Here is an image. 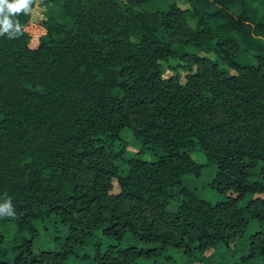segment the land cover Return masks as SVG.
Segmentation results:
<instances>
[{
	"label": "trees",
	"instance_id": "16d2710c",
	"mask_svg": "<svg viewBox=\"0 0 264 264\" xmlns=\"http://www.w3.org/2000/svg\"><path fill=\"white\" fill-rule=\"evenodd\" d=\"M39 3L0 36V264H264V0ZM123 129L157 159L121 174ZM207 164L214 204L184 185Z\"/></svg>",
	"mask_w": 264,
	"mask_h": 264
},
{
	"label": "rangeland",
	"instance_id": "374dc122",
	"mask_svg": "<svg viewBox=\"0 0 264 264\" xmlns=\"http://www.w3.org/2000/svg\"><path fill=\"white\" fill-rule=\"evenodd\" d=\"M48 9V6L45 4H40L39 0L35 1L34 6L31 9L30 15H31V23L36 22L40 18L45 17V11ZM229 10L234 14H238L240 7L238 5L229 7ZM29 22V23H30ZM239 62L240 64H254V61L245 56L241 51L239 52ZM165 67V64H164ZM174 72L171 71L168 68H164L162 72V76L164 78L169 77ZM185 74V72H182V77ZM121 137L126 142V151L123 154L122 159L117 160V164L120 168L121 174H125V171L128 170V164L126 160L130 158H142L148 161L156 160L159 156V152L155 149H151L149 147H143L141 143L133 136L132 132L127 129H123L121 131ZM143 147V148H141ZM191 157L199 164H205L206 158L204 154L198 150L193 149L191 151ZM216 168L215 165L207 164L204 165L199 176L193 177L189 176V179H184V185H186L189 189H191L197 196L202 198L203 200L214 204L217 202V200H220L223 198L219 193L215 191V189L211 186V181L214 177ZM2 231L4 232L5 236L7 238H11L14 234L15 228L11 225H7L2 228ZM64 234V227L58 223L49 225L48 232L42 236H40L33 245L34 250H40V249H57L59 246L57 244V240L55 239L58 235L63 236ZM130 241H123L121 243V246L126 245ZM237 245V242L231 244V250H235ZM210 251L207 252L209 254ZM168 254L172 256L177 261L181 262L183 261L182 256H180L179 252L175 250H169ZM264 254V251H259L257 255V259H260V257ZM222 257H224L222 255ZM228 255L226 256V259H228ZM193 264H202L199 262H195Z\"/></svg>",
	"mask_w": 264,
	"mask_h": 264
},
{
	"label": "clouds",
	"instance_id": "9594fccd",
	"mask_svg": "<svg viewBox=\"0 0 264 264\" xmlns=\"http://www.w3.org/2000/svg\"><path fill=\"white\" fill-rule=\"evenodd\" d=\"M33 0H0V36L7 34L9 38L21 35V24L15 19L18 14H27L31 11ZM14 215L9 202L0 205V216Z\"/></svg>",
	"mask_w": 264,
	"mask_h": 264
}]
</instances>
